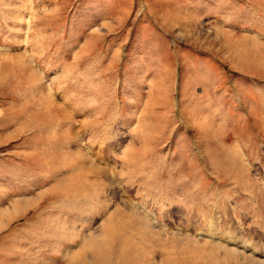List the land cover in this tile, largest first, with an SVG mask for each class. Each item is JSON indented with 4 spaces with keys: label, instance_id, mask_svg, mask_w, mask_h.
I'll return each instance as SVG.
<instances>
[{
    "label": "rangeland",
    "instance_id": "rangeland-1",
    "mask_svg": "<svg viewBox=\"0 0 264 264\" xmlns=\"http://www.w3.org/2000/svg\"><path fill=\"white\" fill-rule=\"evenodd\" d=\"M0 264H264V0H0Z\"/></svg>",
    "mask_w": 264,
    "mask_h": 264
},
{
    "label": "bare ground",
    "instance_id": "bare-ground-1",
    "mask_svg": "<svg viewBox=\"0 0 264 264\" xmlns=\"http://www.w3.org/2000/svg\"><path fill=\"white\" fill-rule=\"evenodd\" d=\"M144 211H146V210H144ZM155 217V216H154ZM153 217V218H154ZM250 246H242L241 248H243L244 250H246V251H248V248H249ZM248 252H250V254L251 255H257V251L253 248V249H250V251H248Z\"/></svg>",
    "mask_w": 264,
    "mask_h": 264
}]
</instances>
